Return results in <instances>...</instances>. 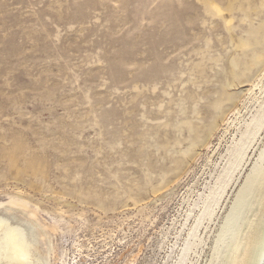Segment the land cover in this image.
<instances>
[{
    "label": "rangeland",
    "instance_id": "rangeland-1",
    "mask_svg": "<svg viewBox=\"0 0 264 264\" xmlns=\"http://www.w3.org/2000/svg\"><path fill=\"white\" fill-rule=\"evenodd\" d=\"M262 169L264 0H0V217L32 264H227Z\"/></svg>",
    "mask_w": 264,
    "mask_h": 264
},
{
    "label": "bare ground",
    "instance_id": "bare-ground-1",
    "mask_svg": "<svg viewBox=\"0 0 264 264\" xmlns=\"http://www.w3.org/2000/svg\"><path fill=\"white\" fill-rule=\"evenodd\" d=\"M256 173L254 171L246 180L219 240V243L224 242L226 235H233L230 246L222 248L226 250L227 264H264V169L258 175ZM249 191V198H245ZM247 200H254L250 214L243 223L232 226L239 211L248 207ZM243 201L246 203L244 207ZM26 235L20 225H13L9 219L0 217V264H32L29 260L32 246Z\"/></svg>",
    "mask_w": 264,
    "mask_h": 264
}]
</instances>
